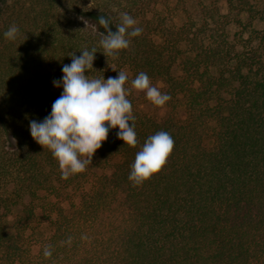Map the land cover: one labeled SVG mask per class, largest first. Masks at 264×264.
I'll return each instance as SVG.
<instances>
[{
  "label": "trees",
  "instance_id": "1",
  "mask_svg": "<svg viewBox=\"0 0 264 264\" xmlns=\"http://www.w3.org/2000/svg\"><path fill=\"white\" fill-rule=\"evenodd\" d=\"M121 12L143 31L106 57L98 17L115 31ZM93 47L90 78L128 74L137 144L111 129L65 180L29 121ZM140 71L171 96L163 121L141 109ZM160 130L173 149L134 185L135 154ZM0 264H264V0H0Z\"/></svg>",
  "mask_w": 264,
  "mask_h": 264
},
{
  "label": "clouds",
  "instance_id": "2",
  "mask_svg": "<svg viewBox=\"0 0 264 264\" xmlns=\"http://www.w3.org/2000/svg\"><path fill=\"white\" fill-rule=\"evenodd\" d=\"M98 23L105 30L100 32L99 45L106 57H115L121 50L127 49L130 38L138 37L143 31L127 12L120 13L115 31L109 27L111 21L108 17L99 16ZM19 35L15 24L3 33L4 38L10 41H15ZM96 53L93 47L91 50L84 49L80 55H70V63L62 65V76L53 80L54 87L62 88V92L53 101L51 111L42 120L29 121L31 137L51 151L61 179L66 180L85 171L111 129H118L116 136L124 144L132 147L137 144L136 131L131 123L135 116L132 103L127 98L129 89L125 87L128 74L121 70L107 79L104 76L90 78L86 70L93 69ZM131 87L143 91L156 107H163L171 99L168 93L154 86L143 71L131 80ZM173 145L174 140L167 131L160 130L148 136L135 154L128 180L139 185L158 172ZM51 254L50 247L46 246L43 255L49 257Z\"/></svg>",
  "mask_w": 264,
  "mask_h": 264
},
{
  "label": "rangeland",
  "instance_id": "3",
  "mask_svg": "<svg viewBox=\"0 0 264 264\" xmlns=\"http://www.w3.org/2000/svg\"><path fill=\"white\" fill-rule=\"evenodd\" d=\"M237 29L233 30V33L236 32ZM160 86V85H159ZM141 109L151 115L153 118H155L158 121H163L167 115H168V110L165 106L163 107H156L152 103H146L141 106Z\"/></svg>",
  "mask_w": 264,
  "mask_h": 264
}]
</instances>
